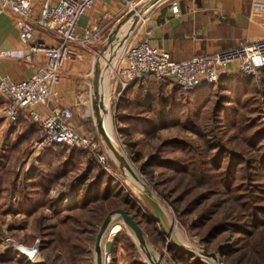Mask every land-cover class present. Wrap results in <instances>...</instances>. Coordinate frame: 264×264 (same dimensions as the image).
<instances>
[{
  "label": "trees",
  "instance_id": "1",
  "mask_svg": "<svg viewBox=\"0 0 264 264\" xmlns=\"http://www.w3.org/2000/svg\"><path fill=\"white\" fill-rule=\"evenodd\" d=\"M147 80L152 82V91L135 101L128 114H121L119 107H129L124 95L138 82L125 90L116 103L120 111L117 132L130 153L137 146L134 137L152 140L161 130L177 129L189 140H164L159 148L164 147L167 154L179 151L181 156L162 158L156 151L147 157L140 172L151 176L152 168H160L170 173L154 189L166 200L168 193L175 196L170 204L176 220L185 231L198 237L207 252L218 254L224 264H264V125L259 123L264 112V69L258 80L240 73L224 74L215 85L193 91ZM215 88L224 94L208 108ZM35 125L32 123L30 129L38 139ZM12 152L9 149L0 154V197L4 186H8L10 197L18 195L7 212L27 221L49 210L52 218L63 225V211L50 192L62 179L79 171L82 153L65 145H50L34 167L12 175L11 167L6 165L12 161ZM141 158L135 152L133 159ZM92 174L86 170L78 179L74 211L94 207L103 214L105 204L114 198L150 222L138 207L139 202L124 194L110 176ZM170 185L174 187L169 192H159L158 186ZM102 220L103 217L98 223ZM46 222L47 217L41 214L36 223L39 230ZM158 236L174 264H205ZM117 244L128 252V258H133L129 264H142L135 260L136 248L126 232L114 239L112 255ZM73 246L77 248L72 245L70 249ZM68 254L73 261L72 252Z\"/></svg>",
  "mask_w": 264,
  "mask_h": 264
},
{
  "label": "built area",
  "instance_id": "2",
  "mask_svg": "<svg viewBox=\"0 0 264 264\" xmlns=\"http://www.w3.org/2000/svg\"><path fill=\"white\" fill-rule=\"evenodd\" d=\"M35 1L0 0V14L10 11L18 17L19 41L28 53L27 59L36 61V69L28 79L17 83L7 77L0 80V92L4 98L1 116L8 123H15L20 116L25 117L40 130V145H65L84 150L107 172V158L98 151L97 143L81 135L71 125V107L53 109L47 117H42L36 107L48 106L53 89L59 82L61 69L66 63L80 59L83 52L92 50L93 45L101 43L116 17L104 13L101 21L93 28L79 32L80 19L92 10L99 0H40L39 5H36ZM111 1H124V8H133L132 1ZM171 13L176 15L178 8L172 6ZM143 24L148 26L145 29V39L129 46L123 52L114 73H109V77L110 74L113 75L114 80L110 81V91L117 97L132 84L144 79L155 82L168 80L185 91H193L215 85L230 66H234L236 73L249 77L256 76L264 69V40L240 44L236 48L214 55L174 62L170 60L168 53L148 43L153 22L145 17ZM37 32L52 36L55 44L47 45L40 39L36 40ZM11 56L12 52L0 50V59ZM2 238L4 250L14 258H24L32 264H40V241L36 240L30 247L9 236ZM109 261L110 254L105 253L103 263L109 264ZM214 264L222 263L217 260Z\"/></svg>",
  "mask_w": 264,
  "mask_h": 264
},
{
  "label": "crops",
  "instance_id": "3",
  "mask_svg": "<svg viewBox=\"0 0 264 264\" xmlns=\"http://www.w3.org/2000/svg\"><path fill=\"white\" fill-rule=\"evenodd\" d=\"M39 3L40 0L35 1L36 5ZM117 3L119 2L99 0L96 3L98 7L93 8L80 19L78 23L79 32L93 28L96 23L101 21L104 13L117 17L124 9V6L120 8V4ZM172 6L178 8L176 15L171 13ZM37 9L38 7H36V13ZM148 20L153 22L148 43L152 47L168 53L170 60L174 62L187 61L197 56L214 55L236 48L240 44L264 40V0H164L150 11ZM17 21L18 17L10 11H4L0 14V50L12 52L11 57L0 59V80L7 77L15 83L28 79L36 69V61L27 59L28 53L19 41ZM131 24H133V19L128 20L120 27L119 30L122 35L118 37V40L122 39ZM147 27L145 24L140 27L138 42L145 39ZM35 39H40L47 45L55 44L52 36L41 32L36 33ZM106 40L104 35L101 43L92 46L91 52H101L105 46L103 42ZM121 52L122 49L116 58ZM94 60L95 57L92 54L83 52L80 59L66 63L60 71L59 82L53 89L48 106L38 105L36 107L37 112L42 117H47L53 109L71 107L73 111L77 110V107L83 103L84 94L82 91L88 85L87 78L92 71ZM234 74H237L236 70L234 66H230L226 75ZM151 84L152 82L145 79L132 86L124 95V101L128 103L129 107L125 109L119 107L121 114H128L135 101L152 91ZM110 93L116 95L111 91ZM119 98L120 96L117 97L116 102ZM3 103L4 98L0 92V154H4L9 149L13 150L12 161L10 160L11 162H7L6 165L12 166L11 173L14 175L12 170L17 157L26 145L37 142L38 139L30 129L32 122L25 117L20 116L15 123H8L2 118L1 107ZM105 111L106 119L103 121L108 132L107 118L109 120L110 115L107 105ZM87 114L94 116L91 104ZM71 125L76 129L73 120ZM35 130H38L36 125ZM38 154L39 150L35 148L28 157L22 172L29 169L31 160L36 159L38 161L40 159ZM83 161L82 159L80 169L83 167ZM3 190L4 193L0 197V202L6 199V205L15 204L18 199L17 193L10 197L7 193L8 186H4ZM7 211L3 213L6 222H15V227H13L15 232L11 235L16 234L19 240L15 239L23 245H32L33 243H30L28 238L31 237V233L36 232L33 223H37L42 213H37L26 221L22 216H14ZM125 263L124 251L121 245H118L115 264ZM0 264L32 263L24 258H14L8 251L4 250L2 235L0 234Z\"/></svg>",
  "mask_w": 264,
  "mask_h": 264
},
{
  "label": "rangeland",
  "instance_id": "4",
  "mask_svg": "<svg viewBox=\"0 0 264 264\" xmlns=\"http://www.w3.org/2000/svg\"><path fill=\"white\" fill-rule=\"evenodd\" d=\"M133 2V8L128 9L124 8L123 11L115 18L114 22L110 24V28L107 30V34H105L106 39L111 37L113 34V41L112 47L115 46L116 48L121 45L122 41H126L125 46L122 49V52L118 57H122L123 52L129 47L137 44L139 33L141 32L140 27L142 26V22L140 23V26L132 31V34L128 38H124L123 40L119 41L118 37L122 35V32H120V27L128 21L130 16H132L135 11L137 12L140 7L146 4L148 0H128ZM120 8H122L125 3L123 1H120ZM94 6V8H97ZM135 9V11H134ZM91 11V10H90ZM150 13V12H149ZM148 13V14H149ZM148 14H146L144 17H142V21L145 19V17H148ZM137 23V22H136ZM114 43V45H113ZM103 45H107V40L103 42ZM104 46V47H105ZM115 48V49H116ZM90 51H85L87 54H92L95 57L94 62H105L104 56L105 54H108L109 48L103 52H97L93 53ZM116 58L117 64L120 63V59ZM114 60V59H113ZM112 60V61H113ZM107 63V59H106ZM93 70V69H92ZM108 70V69H107ZM261 75V71L256 75L253 76L255 80H258ZM91 78H92V71L87 78V86L84 87V90L82 93L84 94V99L82 100V104L77 107V110L73 111V123L76 125L77 131L86 137H89L93 139L97 143L98 151L101 152L106 158H107V165H108V171L105 172L101 169V167L98 165V163L93 159L90 158L88 153L84 150H80L78 148H75L80 153H82L83 157V167H81L80 171L75 172L74 174H69L66 178L62 179L60 183H58L50 192L51 198L55 199L57 201L59 210L63 211L62 216L64 217L65 223L63 225L59 224L57 220L52 218V214L49 210H44L42 214L47 217V222L45 223V226L43 229L38 228L37 224L33 223V226L36 228L35 233H31V237L28 238V241L30 243L35 242V240L40 241L39 243V257H40V264H95L94 262V253H93V247H94V241L96 237V233L99 229L98 221L101 220V218H104L107 216V214L113 210L116 209H123L125 211H128L131 216H135L137 221L140 222V227L145 235L146 243L149 245L151 252L154 254L152 255L154 259L156 258L159 262L162 264H174L170 255L167 253L165 244L161 242L158 235H162L163 238H165V241L167 243H170L171 241L166 237L162 229L159 227V225L155 222L152 214L147 211L145 206L143 205L142 201L139 197L129 188L128 185H133L135 188L140 189L139 186L134 182V179L132 178H126L125 174L123 172L122 167L114 160L111 153L107 150L104 143L98 136L95 124H94V118L93 116H90L87 114L88 107L92 103V95L90 92H92L91 89ZM110 81H113V75L110 74ZM139 83V82H138ZM164 85H166L168 88H171L173 86H176L171 81H164ZM208 87V86H206ZM214 95H211L209 98V104L208 108H211L214 106V104L218 101L219 95H223L221 91H218L215 88V91L212 93ZM116 100L117 95H112L110 93V102L108 103L109 108V115H110V136L113 138V140L118 145L120 151L122 154L126 157V159L129 161L135 172L138 174V176L141 178V180L144 182V184L150 189L156 200L159 202V204L162 206L167 218L168 223L172 221L175 225L176 233L178 234L181 241L185 242L188 247L194 252H197L200 248H204L200 243L199 239L196 236H193L189 234L187 231H185L176 220L174 213L172 211L171 207V200L175 196H172L171 193H168L169 197L168 200L162 198L154 189L156 187V184L162 181L164 178V175H170L167 171H164V169L160 168H152L151 176H146L142 172H140L141 168L144 166L146 159L149 155L153 154L156 151H160L161 157H180L181 154L179 151H175L171 154H167V152H164V147H160V144L164 140L168 139H183V140H189V137L185 135L183 132L177 130V129H168V130H161L158 132L155 138L151 139H145L141 136H136L133 138V141L137 142V146L134 148L133 152L130 153V149L125 145V143L122 141V139L119 136V133L117 132V126L120 124V120L118 118V115L120 111L117 110L116 107ZM262 102V101H261ZM259 123L264 125V112L260 115ZM38 133V141L30 143L26 145L23 148L22 153L17 157V159L14 162V168H13V174H22V169L24 166H26V162L30 154L35 148H38L39 154L38 157L43 158L44 153L46 150L50 147L48 145L42 146L40 145V142H42L41 132L40 130H36ZM135 152H139L142 156L141 160L135 161L134 155ZM37 161L31 160V167H34L36 165ZM34 164V165H33ZM12 167V166H10ZM27 169L26 171H28ZM86 170H91V174L93 176L99 175V173H105L106 175L110 176L121 188L122 192L124 194H128L129 198L132 200H137L139 202L138 207L141 209L143 214L149 218L150 222L145 221L139 214H137L134 210H128L127 205L118 204V201L114 198L110 199L108 203L104 206V213H99L98 210L93 209L94 207L89 208L90 211L85 210H77L74 211L75 205H76V197L77 191H75V187L77 185L79 177L86 172ZM25 171V172H26ZM91 176V175H90ZM89 176V180L91 179ZM161 187L159 189V192L167 193L170 191L171 188H173V185L170 186H158ZM157 187V188H158ZM7 193H9V189L7 190ZM8 199V198H7ZM5 203V204H4ZM7 200L4 199L0 202V232L2 237L3 236H9L15 241L19 240L18 236L11 235L13 232H15V222H6V218H4L3 213L8 210ZM98 206V204L96 205ZM10 207V206H9ZM100 218V219H99ZM77 219V220H76ZM76 221H79L76 224ZM102 220V221H103ZM91 224V225H90ZM99 224V225H98ZM97 225V226H96ZM96 226V227H95ZM5 229V230H4ZM33 230V229H32ZM85 230H88L87 232H84ZM123 232H126L129 236V238L134 243V246L136 248V259L142 264H148L146 259V254L143 249H140L136 246V241L132 235L128 232L125 225L115 232L114 234L110 235L108 238V242H106V247L104 248V254L109 253L110 254V261L109 264H115L116 261V250L119 244H117V247L115 249V255L110 252L111 245L114 243V239L116 240L117 236ZM46 234V235H44ZM48 234V235H47ZM77 237L79 238L77 240ZM108 237V234H107ZM17 240H16V239ZM112 238V241H111ZM3 242V238H2ZM18 242V241H17ZM68 242V244H67ZM20 243V242H18ZM29 243V244H30ZM21 244V243H20ZM32 244V245H33ZM30 245V247L32 246ZM75 245L70 249V246ZM124 255L126 257V263L129 264L133 258H128V252L124 249V247L121 245ZM205 250V249H204ZM72 252L73 261H70V254L68 252ZM212 253V252H208ZM218 255V254H217ZM218 260L220 263L224 264V261L221 259V257L218 255ZM202 262L205 264H208L207 260L202 259Z\"/></svg>",
  "mask_w": 264,
  "mask_h": 264
},
{
  "label": "water",
  "instance_id": "5",
  "mask_svg": "<svg viewBox=\"0 0 264 264\" xmlns=\"http://www.w3.org/2000/svg\"><path fill=\"white\" fill-rule=\"evenodd\" d=\"M159 1L160 0H148L145 5L139 8V16L144 17L155 6L158 5ZM113 35L107 39V45L102 50L103 52H105L109 48L107 65H109L113 60L116 51L115 49L116 47L113 48L111 43L113 41ZM99 64L100 63L98 61L94 62L92 68L93 70H92L91 87L93 92L92 104L94 107L96 106L97 103L99 107H101L102 105V103L100 101L98 102L96 99L97 90L100 85L99 70H98ZM103 115H105L104 111H103ZM94 124L98 136L104 143L107 150L111 153L114 160L121 167L124 168V170L132 177V179L137 180L141 184L143 191V198L140 200L142 201L147 211L152 214L155 222L162 229L166 237L178 248L188 252L191 255H194L200 260L202 259L207 260L208 264H214L218 260L217 254L208 253L206 250H204V248H200L197 252H194L193 249L191 250L186 243L180 240L178 234L176 233L174 223L172 221L168 223V218L162 206L156 200L150 189L144 184V182L135 172V170L133 169L129 161L126 159V157L122 154V152L120 151L118 145L113 140V138L110 135H108L103 119L99 117H95ZM114 217L119 218L123 222L130 235L134 237L136 241V246L140 249V251L141 249H144L147 246L145 235L139 224L136 222V220L123 209L113 210L109 212L107 216L104 218L96 233L94 247H93L95 264H104L101 247L103 241L107 237L108 229ZM146 259L148 264H162L161 262L156 261L152 255L150 256L149 253L146 254Z\"/></svg>",
  "mask_w": 264,
  "mask_h": 264
},
{
  "label": "bare ground",
  "instance_id": "6",
  "mask_svg": "<svg viewBox=\"0 0 264 264\" xmlns=\"http://www.w3.org/2000/svg\"><path fill=\"white\" fill-rule=\"evenodd\" d=\"M162 1H164V0H160L159 3H161ZM144 5H145V3H144ZM134 11H135V9H134ZM130 19H133V24L129 25V27L127 28V31H126V33L124 35L125 36L124 38H128L132 34V31L140 26V23L142 22V17L139 16V9H138L137 12L135 11V13L132 16H130V18L128 20H130ZM121 40H123V37H122ZM121 40H119V41H121ZM125 44H126V41H122L121 45H119V47L116 48L115 55H114V58H113L114 60L111 61V63L109 65H107V63H106V59L108 58V55L104 56V61L105 62H100V64H99L98 70H99L100 85H99L98 90H97L96 99H97L98 102L100 101L102 103V105H101V107H99L98 103H97L96 106L94 107L93 104L91 103V106H92V109H93V112H94V116H93L94 119H95V117L102 118L103 120L106 119V113H105V115H103V111L106 112L105 111V107H106V105L108 106V103L110 102V91H109L110 90V78H109V73H112V74L114 73V71H115V69L117 67V62L115 61L116 60L115 58H116L117 54L121 51V49H123ZM114 47L115 46H113V48ZM119 58H121V56L118 57V59ZM107 67H108V70H107ZM91 89H92V87H91ZM91 95H92L91 99L93 100V92H91ZM107 123H108V126H109L108 135H110V116H109V120L107 118ZM123 172H124L125 177L127 179L129 177L132 178L124 170V168H123ZM134 182L139 186L140 189L135 188L132 184L128 185V186L137 195V197L142 199L143 198L142 186L135 179H134ZM123 226H124L123 222L119 218L114 217V219H113V221H112V223H111V225H110V227L108 229V233H107L108 237H106L105 240L102 243V247L101 248H102L103 259H104V255H105L104 254V248L106 247V242H108L109 236L114 234L118 230H120ZM146 245L147 246L143 249L145 254L149 253L150 256L154 255L151 252V249H150L149 245L147 243H146ZM155 260L158 261L156 258H155Z\"/></svg>",
  "mask_w": 264,
  "mask_h": 264
}]
</instances>
